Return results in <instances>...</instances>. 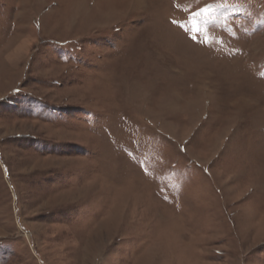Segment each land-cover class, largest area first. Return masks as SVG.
Segmentation results:
<instances>
[{
	"label": "rangeland",
	"instance_id": "rangeland-1",
	"mask_svg": "<svg viewBox=\"0 0 264 264\" xmlns=\"http://www.w3.org/2000/svg\"><path fill=\"white\" fill-rule=\"evenodd\" d=\"M0 264H264V0H0Z\"/></svg>",
	"mask_w": 264,
	"mask_h": 264
}]
</instances>
